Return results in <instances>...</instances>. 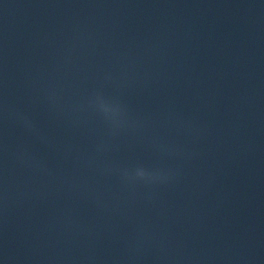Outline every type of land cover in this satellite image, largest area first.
<instances>
[{
    "label": "water",
    "instance_id": "95a60500",
    "mask_svg": "<svg viewBox=\"0 0 264 264\" xmlns=\"http://www.w3.org/2000/svg\"><path fill=\"white\" fill-rule=\"evenodd\" d=\"M85 264H264V132Z\"/></svg>",
    "mask_w": 264,
    "mask_h": 264
}]
</instances>
